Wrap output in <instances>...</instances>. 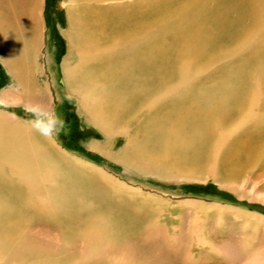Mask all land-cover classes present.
<instances>
[{"label": "bare ground", "instance_id": "bare-ground-1", "mask_svg": "<svg viewBox=\"0 0 264 264\" xmlns=\"http://www.w3.org/2000/svg\"><path fill=\"white\" fill-rule=\"evenodd\" d=\"M44 2L0 0V60L28 95L41 94L34 78L41 73L28 64L41 52ZM68 2L67 38L77 63L66 67L65 77L107 138L116 132L117 119L130 117L131 125L141 117L138 133L147 137L139 154L151 164L195 170L211 160L209 173L217 176L222 147L236 136L234 149L223 154L227 175L252 169L264 176V49L191 86L217 57L234 56L251 40L264 41V0ZM215 39L224 43L222 53H209ZM68 156L54 152L31 126L0 113V250L17 253L13 235L35 220L89 245L102 234L113 240L138 235V219L113 208ZM199 242L212 247L209 239ZM249 258L257 264L264 252Z\"/></svg>", "mask_w": 264, "mask_h": 264}, {"label": "rangeland", "instance_id": "rangeland-1", "mask_svg": "<svg viewBox=\"0 0 264 264\" xmlns=\"http://www.w3.org/2000/svg\"><path fill=\"white\" fill-rule=\"evenodd\" d=\"M68 1L44 2L46 28L41 52L28 64V68L36 64L41 73L34 75L41 94H26L0 60V113L31 126L28 106L39 103L54 110L62 122L48 138L54 152L61 157L69 155L71 165L94 180L98 192L113 208L138 219L140 232L114 240L102 234L96 244L89 245L83 239L65 238L57 227L35 220L13 235L19 254L0 250V264H253L249 263L252 252H264V224L260 221L264 220V176L250 172L252 169L227 175L223 158L234 149L236 136L223 149L213 147L224 154L215 168L217 176L209 173L211 160L195 170L151 164L147 156L139 154L147 137L138 133L136 122L141 117L131 125L127 121L130 117L117 119L116 132L107 138L90 120L81 99L70 91L65 77L66 67L77 63L67 38ZM213 42L215 47L209 53H222L224 43ZM249 44L234 56L217 57L191 86L213 80L222 69L240 66L243 57L264 49L263 40ZM207 58H201L202 65ZM107 152L119 156L111 158ZM98 170L106 173V179ZM7 174L12 175L8 168ZM200 237L209 239L212 247H201Z\"/></svg>", "mask_w": 264, "mask_h": 264}, {"label": "clouds", "instance_id": "clouds-1", "mask_svg": "<svg viewBox=\"0 0 264 264\" xmlns=\"http://www.w3.org/2000/svg\"><path fill=\"white\" fill-rule=\"evenodd\" d=\"M71 99V95L67 97ZM30 112L33 119L30 121L31 127L40 135L50 138L58 129L62 127V122L56 116L54 110L39 104L33 103L26 108Z\"/></svg>", "mask_w": 264, "mask_h": 264}]
</instances>
